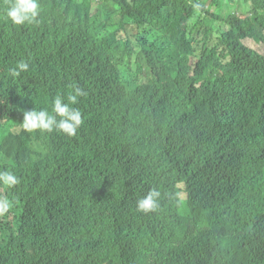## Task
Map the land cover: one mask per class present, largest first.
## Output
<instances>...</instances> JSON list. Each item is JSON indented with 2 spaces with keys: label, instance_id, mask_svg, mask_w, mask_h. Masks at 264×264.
<instances>
[{
  "label": "trees",
  "instance_id": "obj_1",
  "mask_svg": "<svg viewBox=\"0 0 264 264\" xmlns=\"http://www.w3.org/2000/svg\"><path fill=\"white\" fill-rule=\"evenodd\" d=\"M244 1L39 0L16 25L0 0V171L20 180L0 185V264H264V54L244 42L264 41V0ZM76 88L75 135L24 128Z\"/></svg>",
  "mask_w": 264,
  "mask_h": 264
},
{
  "label": "clouds",
  "instance_id": "obj_2",
  "mask_svg": "<svg viewBox=\"0 0 264 264\" xmlns=\"http://www.w3.org/2000/svg\"><path fill=\"white\" fill-rule=\"evenodd\" d=\"M199 9L200 5H194ZM7 16L13 24L24 25L38 22L40 15L39 0H14L7 10ZM29 64L19 62L15 68H12L11 75L19 76L21 72L27 71ZM85 93L80 89H75V94L67 97V103L61 96H56L53 101V113L47 110H31L24 113L23 126L28 131L41 130L52 132L54 130L63 132L69 136L76 134L78 128L83 124L82 113L79 109L71 107L77 103V98ZM59 117V119H57ZM20 183L19 178L11 171H0V185L8 188L14 187ZM160 192L156 189H150L147 195L139 199L137 208L141 212H153L158 207V198ZM13 206L9 200L0 201V213L8 211Z\"/></svg>",
  "mask_w": 264,
  "mask_h": 264
},
{
  "label": "rangeland",
  "instance_id": "obj_3",
  "mask_svg": "<svg viewBox=\"0 0 264 264\" xmlns=\"http://www.w3.org/2000/svg\"><path fill=\"white\" fill-rule=\"evenodd\" d=\"M202 7L200 6L199 9H201ZM207 8L209 10V12H215L220 14L221 16H225L228 12L230 13H235L236 15L240 16V17H245L249 12H250V4L245 2L244 0H236L235 3H229L226 0H223L222 2L219 0L218 3H213L211 0H208L207 3ZM100 20L102 21V23L105 21L106 19V14L103 8H99L98 10H96L95 12ZM205 15V14H203ZM212 23V21H211ZM222 29H227L225 26H222ZM204 30V29H202ZM216 31H214L212 33L211 36V41H215L216 39ZM199 37H202V34L199 35ZM244 42L251 46V48L255 49L256 51H258L259 53L264 54V41H256L252 38H248L245 39ZM148 77V73H147V69L145 67H143V70L140 74V78L142 81H145ZM9 108H10V103H9V99L4 98L1 94H0V122H5L8 117H9ZM22 127V124L16 125L13 127V131L14 132H18ZM6 131L2 128V130L0 129V141L2 140V138L4 137ZM185 194H183V198H185ZM0 201H3V194H0ZM11 218H13V214H11Z\"/></svg>",
  "mask_w": 264,
  "mask_h": 264
}]
</instances>
